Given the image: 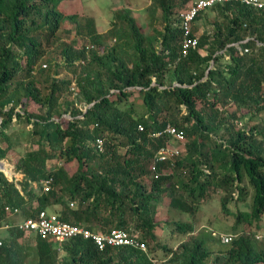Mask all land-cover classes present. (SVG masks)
<instances>
[{
    "label": "trees",
    "instance_id": "1",
    "mask_svg": "<svg viewBox=\"0 0 264 264\" xmlns=\"http://www.w3.org/2000/svg\"><path fill=\"white\" fill-rule=\"evenodd\" d=\"M67 1L0 0V160L11 148L4 129L14 117L37 138L36 148L14 164L21 180L0 171V227L11 217L5 207L26 220L59 205L61 221L138 235L146 251H99L81 238L58 245L30 234L35 244L27 260L13 245L29 233L10 228L11 244L0 238V264H207L212 254V264H264V123L237 129L249 113L264 114V7L228 2L202 11L191 26L198 45L183 55L178 14L188 0H151L162 26L158 46L126 8L114 11L109 29L99 33L92 17L67 14ZM206 12L213 13L214 31L199 33ZM65 20L76 26L77 40L69 43L56 36ZM111 40L116 45L108 50L104 43ZM58 43L60 65L47 58V48ZM62 71L77 74L75 82L59 78ZM72 84L85 111L75 106ZM167 126L183 139V155L158 163L154 179V156L171 138ZM58 160L77 169L67 175L48 165ZM50 179L44 192L41 182ZM217 192L225 215L229 203L250 199V211L234 215L231 234L242 229L224 249L211 250L216 239L192 234L193 223L158 222L160 199L167 198L171 212L193 217L197 202ZM159 225L188 239L169 250L155 233Z\"/></svg>",
    "mask_w": 264,
    "mask_h": 264
},
{
    "label": "rangeland",
    "instance_id": "2",
    "mask_svg": "<svg viewBox=\"0 0 264 264\" xmlns=\"http://www.w3.org/2000/svg\"><path fill=\"white\" fill-rule=\"evenodd\" d=\"M264 1V0H263ZM150 3L151 0H72L67 1L64 4V10L69 15H75L78 19L85 18V17H92L95 20V24L97 26V29L99 33H104L107 31L110 27V23L113 20L114 11L126 8L129 10L130 14L134 19L137 21L139 26L142 29V32L145 36L151 37L154 39L155 46H158V35L157 32L162 30V26L160 22L156 19H154V16L151 13L150 10ZM207 13V14H206ZM204 17L201 18L199 24L200 32H213L214 31V16L213 13L206 12ZM77 19V20H78ZM76 26L71 20H65L62 28L56 35L59 39V42H65L69 43L73 40H77V37L75 35ZM87 42V41H86ZM89 44V43H87ZM57 44L48 47V55L47 58H50V63H57L61 64L62 58L59 55V45L56 47ZM116 43L114 40L107 41L104 43V47L106 49H110L113 46H115ZM228 57H224L222 60L219 61L221 64H227ZM41 63V62H40ZM40 63H38L37 67H39ZM211 67L214 65L213 62H210ZM77 74H74L72 72L68 71H62L59 78H67L71 79V81L75 82V79ZM76 84V83H74ZM72 84L70 86V91L73 93L72 97H74L75 100V106L80 111H85L87 106L80 102L77 97V90L76 86ZM74 88V90H72ZM9 105H7L4 109L8 110ZM37 107L33 104H31L28 107L29 113L36 112ZM15 113H22L20 107H17L14 110ZM247 112V111H245ZM65 118L70 119V113H67L64 115ZM1 121V120H0ZM242 122V126H237V129L244 128L245 130L250 129L253 126H259L262 127L264 123V114L259 117H252L249 113L247 116H245L243 119L240 120ZM5 135L9 139V144L11 145L10 150L7 152V156L0 160V163L2 165V168L7 170L8 174L10 176L6 177L9 181H19L22 179L23 175L20 173H16L14 170V164L20 158L24 155V153L28 150L35 149V141L37 138L30 137L31 134V125L27 124L24 119H20L16 121L15 117L13 120L8 124V126L4 129ZM246 130V131H247ZM259 140L262 138L259 137ZM264 143V140H263ZM169 145L175 146V147H182V142L177 141L174 138H170ZM0 146L4 148L3 143H0ZM183 155V153H182ZM48 165H56L60 166L64 169L65 173L67 175H71L76 169L77 165L75 162L73 163H66L63 160L53 161L49 162ZM167 174H170L172 172V168H166ZM13 174V175H12ZM221 193H213L211 196H206L205 198H202L197 202V207L195 210V214L193 217L190 215H184L177 212H171L168 203L167 198L160 199V202L157 206V216H158V222H164V221H182V222H188L194 224V232L192 234H199L204 233L205 236H211L214 239H216V242L209 243L211 250H220L224 249L225 246H223L220 241L218 240V234H231L230 231L231 226L234 223V215L239 211H250L249 210V202L250 199H247V204H241V203H235L231 202L228 204V210L231 212L230 215H225L221 210ZM251 198V197H250ZM61 207L59 205L56 206H50L48 207L49 212L58 213L60 211ZM22 219L21 214L16 217H7L6 224L12 225L17 223L19 220ZM264 222V217H263ZM238 229L235 232V236L239 231H241L242 226L239 225ZM204 231V232H203ZM264 232V229L262 230ZM9 231L1 230L0 231V238L6 239V243L11 244V238L8 236ZM99 232V231H96ZM155 233L157 237H159V241H161L162 245H165L167 249L174 251L178 245L183 243L185 240L188 239V236H184L180 232H171L169 228H165L161 225H159L155 229ZM214 234H216L214 236ZM233 235V234H232ZM35 244V238L33 235L30 234H24V237L18 241L15 242L13 245V248L16 249V247H20L18 251L23 256H27V260L32 255V248ZM64 253L61 251H58V258L62 257ZM216 254H212L207 264H212L213 257Z\"/></svg>",
    "mask_w": 264,
    "mask_h": 264
},
{
    "label": "built area",
    "instance_id": "3",
    "mask_svg": "<svg viewBox=\"0 0 264 264\" xmlns=\"http://www.w3.org/2000/svg\"><path fill=\"white\" fill-rule=\"evenodd\" d=\"M228 2H237L257 10L264 7L263 0H188L185 8L178 14L179 27L182 32L181 50L183 55H186L190 50L195 49L198 45V40L194 35H192L191 30V26L197 16L202 11L210 9L217 4ZM247 52L248 50L245 49L244 53ZM260 97L264 100V88L261 90ZM237 125L241 127L242 123L239 122ZM139 130H142V128L139 127ZM165 132L175 140L181 141L182 147H175L167 144L157 151L154 156L153 165L151 166V172L154 175V179H157L159 175L157 172L158 163L165 164L168 161L171 162L183 152V139L177 131L173 127L167 126ZM158 135H160V133L156 134V136ZM97 149L100 151L102 150V142L100 140L97 141ZM51 183V179L43 180L41 182L44 192H48L51 189ZM5 212L11 217H16L19 213L17 209H11L10 207H5ZM10 228H16L18 231L34 234L43 240H47L48 242H53L58 245H61L69 240L81 238L83 240L91 241L99 251H102L107 247L115 248L122 246L133 247L144 252L146 251V246L139 240L138 235H130L128 232L121 230H114L107 234L89 231L83 226L61 221L58 214L49 212L48 210L40 211L37 215H35V217L21 220L12 225L3 224L0 227V231H6ZM215 235L216 234H214V236ZM216 236H218L220 243L223 245L230 244L235 238V235L232 234H218ZM256 238H258V236ZM1 245L2 241L0 239V246Z\"/></svg>",
    "mask_w": 264,
    "mask_h": 264
},
{
    "label": "water",
    "instance_id": "4",
    "mask_svg": "<svg viewBox=\"0 0 264 264\" xmlns=\"http://www.w3.org/2000/svg\"><path fill=\"white\" fill-rule=\"evenodd\" d=\"M0 171H1V172H4L1 163H0ZM12 175H13V174H12Z\"/></svg>",
    "mask_w": 264,
    "mask_h": 264
},
{
    "label": "crops",
    "instance_id": "5",
    "mask_svg": "<svg viewBox=\"0 0 264 264\" xmlns=\"http://www.w3.org/2000/svg\"><path fill=\"white\" fill-rule=\"evenodd\" d=\"M207 11V10H206ZM48 210V209H47Z\"/></svg>",
    "mask_w": 264,
    "mask_h": 264
},
{
    "label": "bare ground",
    "instance_id": "6",
    "mask_svg": "<svg viewBox=\"0 0 264 264\" xmlns=\"http://www.w3.org/2000/svg\"><path fill=\"white\" fill-rule=\"evenodd\" d=\"M4 169V168H3Z\"/></svg>",
    "mask_w": 264,
    "mask_h": 264
},
{
    "label": "clouds",
    "instance_id": "7",
    "mask_svg": "<svg viewBox=\"0 0 264 264\" xmlns=\"http://www.w3.org/2000/svg\"><path fill=\"white\" fill-rule=\"evenodd\" d=\"M242 123V122H241Z\"/></svg>",
    "mask_w": 264,
    "mask_h": 264
}]
</instances>
